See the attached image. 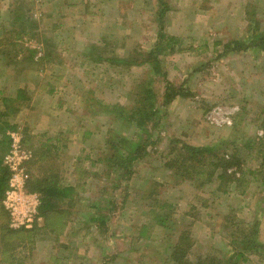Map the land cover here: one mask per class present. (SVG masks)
Instances as JSON below:
<instances>
[{
	"label": "rangeland",
	"instance_id": "1",
	"mask_svg": "<svg viewBox=\"0 0 264 264\" xmlns=\"http://www.w3.org/2000/svg\"><path fill=\"white\" fill-rule=\"evenodd\" d=\"M148 83V133L104 110L137 108ZM168 83L180 94L163 106ZM21 88L26 107L5 120L24 191L55 178L75 194L60 203L63 231L44 218L14 229L0 201V264H178L180 234L192 262L227 258L232 232L256 221L264 244V0H0V113ZM186 145L240 162L225 193Z\"/></svg>",
	"mask_w": 264,
	"mask_h": 264
},
{
	"label": "trees",
	"instance_id": "2",
	"mask_svg": "<svg viewBox=\"0 0 264 264\" xmlns=\"http://www.w3.org/2000/svg\"><path fill=\"white\" fill-rule=\"evenodd\" d=\"M161 14H163V12H161ZM155 65L156 69H158V64ZM21 72L22 70L19 73ZM47 85L50 86L49 84ZM23 89L24 88L19 89L14 97H6L2 99L3 103L6 104L7 110L0 114V137L3 136L2 140H0V201H4L6 199V194L11 189L10 184L13 177L12 171L5 162V155L10 151L13 141L9 135L6 136V133L8 131L15 132L17 130V126L5 121V118L14 116L16 114V110L21 111V109L26 107V102L29 100V91L27 93V91L25 92ZM49 93L53 94V90ZM179 94V91H177L171 83H168L165 89L163 106L170 105ZM137 97V108L135 109L126 110L125 108L117 106H106L104 110L111 111V113L115 114L120 121H128L130 124L134 123L138 130H142V132L146 134L148 133L147 124L151 122L153 123L154 117H157L159 113L157 103L158 99L151 83L141 85ZM124 143L126 144L125 148L129 147V142L126 140H121L112 144V148L115 151V155H113L114 160L115 156L120 155L121 148ZM136 146V153H145V148L142 143L137 144ZM184 149L186 154L191 157L190 161H197L198 163H200V161L203 163L204 161L206 164L205 166H210L212 168L209 176L210 178L216 176V181L219 183L215 188L216 192L223 191L225 193L226 190L223 189L230 186L236 177L235 173L229 174L228 171L231 168L237 166L240 167L241 164L239 160H237L239 163L235 166V163L231 162L230 159L218 157L214 146L197 147L186 145L184 146ZM129 155H132V153ZM263 161L264 158L262 160V168ZM183 165L186 164L183 163ZM216 181L209 180V183H216ZM29 190L37 192L40 197L38 212L40 216L45 219L46 226L51 227V222L54 220L53 226H58V229L61 228L60 231H63V228L67 227V221L63 218L64 212L60 209V203L65 204V201H72L75 189L72 186L61 185L57 180H55V178H47L42 181L35 182ZM90 221L98 223L102 228L107 226L108 218L93 214L91 215ZM157 222L160 226L170 229L168 226L170 221L167 217L159 216L157 217ZM259 227L260 224L256 221L252 225L247 224L246 228H241L238 232L233 231L229 246L230 252H228L229 254L227 255V258H221L216 255H207L199 258V260L195 261L196 263L192 262L189 257V253L193 248L190 236L180 234L178 238L179 242L174 247L172 260L178 264H247L249 261V254L256 252L264 253V244L259 239ZM52 231L55 230L52 229Z\"/></svg>",
	"mask_w": 264,
	"mask_h": 264
},
{
	"label": "built area",
	"instance_id": "3",
	"mask_svg": "<svg viewBox=\"0 0 264 264\" xmlns=\"http://www.w3.org/2000/svg\"><path fill=\"white\" fill-rule=\"evenodd\" d=\"M12 149L6 158V165L15 176L11 180V189L6 194L5 205L11 214V226L14 229H33L42 219L38 212L40 198L24 191V184L18 175L22 173L16 161L19 153L24 154L18 146L15 135H11ZM24 156H26L24 154Z\"/></svg>",
	"mask_w": 264,
	"mask_h": 264
},
{
	"label": "crops",
	"instance_id": "4",
	"mask_svg": "<svg viewBox=\"0 0 264 264\" xmlns=\"http://www.w3.org/2000/svg\"><path fill=\"white\" fill-rule=\"evenodd\" d=\"M0 114H2V113H0ZM8 118H10V116L8 117ZM5 121H8V122H10L9 121V119L8 120H5ZM11 124H12V122H10ZM12 125H15V124H12ZM8 133H9V131L6 133V136H8ZM1 136V135H0ZM3 137V136H2ZM2 137H0V140H2ZM42 146V145H41Z\"/></svg>",
	"mask_w": 264,
	"mask_h": 264
}]
</instances>
